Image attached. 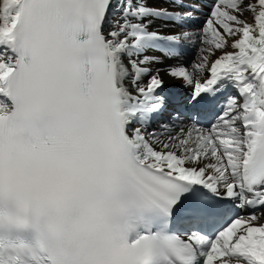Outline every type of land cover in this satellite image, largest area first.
<instances>
[{
    "label": "snow or ice",
    "instance_id": "snow-or-ice-1",
    "mask_svg": "<svg viewBox=\"0 0 264 264\" xmlns=\"http://www.w3.org/2000/svg\"><path fill=\"white\" fill-rule=\"evenodd\" d=\"M208 8L0 0V264H264V0Z\"/></svg>",
    "mask_w": 264,
    "mask_h": 264
},
{
    "label": "bare ground",
    "instance_id": "bare-ground-1",
    "mask_svg": "<svg viewBox=\"0 0 264 264\" xmlns=\"http://www.w3.org/2000/svg\"><path fill=\"white\" fill-rule=\"evenodd\" d=\"M183 4L188 7L185 9H180L177 7L176 0H149V3L153 7H163L167 8L170 11H188L194 6H198V9L193 13L191 19H186L182 23H171L165 22L163 20H155L152 22V28L159 29L161 32L165 34L176 33L180 31H190L193 33H198V30L204 25L209 8L208 5L211 4L212 0H182ZM244 19H246L249 23L253 22V17L249 13L244 14ZM217 27H219L217 25ZM222 31V30H221ZM234 39V38H233ZM231 44V40H229V45ZM201 45L197 44H186L182 47L180 51V55L174 59H164L162 64L153 65V70L159 68L161 69V75L165 80V88L164 94L169 98V106L168 111L164 113V119L167 120L168 116L178 104L182 103L187 95V92L184 88L181 87V82L178 80L169 79L167 75H165V70L169 65L172 66H189L198 56V49ZM225 51H233V49L229 46L225 49ZM154 55H160L159 52L152 53ZM221 54L220 51L216 52L215 56L210 57V59L214 60ZM173 101V102H172ZM202 121H207L208 127L210 126V118L201 116ZM156 127V125H153ZM250 210H240L238 213H233L232 215H247ZM228 218L226 217L221 222V227L227 226Z\"/></svg>",
    "mask_w": 264,
    "mask_h": 264
}]
</instances>
